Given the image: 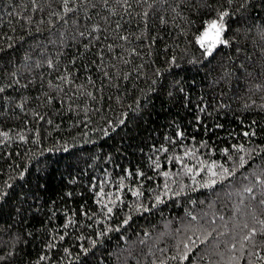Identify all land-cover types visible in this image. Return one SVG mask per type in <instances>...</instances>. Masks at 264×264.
Segmentation results:
<instances>
[{
    "label": "trees",
    "instance_id": "16d2710c",
    "mask_svg": "<svg viewBox=\"0 0 264 264\" xmlns=\"http://www.w3.org/2000/svg\"><path fill=\"white\" fill-rule=\"evenodd\" d=\"M0 264H264V0H0Z\"/></svg>",
    "mask_w": 264,
    "mask_h": 264
},
{
    "label": "rangeland",
    "instance_id": "374dc122",
    "mask_svg": "<svg viewBox=\"0 0 264 264\" xmlns=\"http://www.w3.org/2000/svg\"><path fill=\"white\" fill-rule=\"evenodd\" d=\"M222 34V27L217 24H212L206 32L203 34L201 39L202 44L208 49H213L218 42H220V36Z\"/></svg>",
    "mask_w": 264,
    "mask_h": 264
}]
</instances>
